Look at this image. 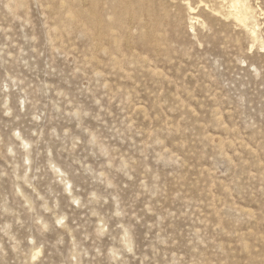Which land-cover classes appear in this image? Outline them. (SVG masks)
Instances as JSON below:
<instances>
[{
    "label": "rangeland",
    "instance_id": "374dc122",
    "mask_svg": "<svg viewBox=\"0 0 264 264\" xmlns=\"http://www.w3.org/2000/svg\"><path fill=\"white\" fill-rule=\"evenodd\" d=\"M242 1L0 0V264H264Z\"/></svg>",
    "mask_w": 264,
    "mask_h": 264
},
{
    "label": "bare ground",
    "instance_id": "6f19581e",
    "mask_svg": "<svg viewBox=\"0 0 264 264\" xmlns=\"http://www.w3.org/2000/svg\"><path fill=\"white\" fill-rule=\"evenodd\" d=\"M236 2L237 0H233V2ZM242 1V0H241ZM239 2V1H238ZM242 2H244V1H242ZM201 3V2H200ZM203 3V2H202ZM201 3V4H202ZM241 4V3H240ZM234 6H235V3L233 4ZM232 5V6H233ZM238 5V4H237ZM242 5V4H241ZM234 6H233V8H234ZM244 7V6H243ZM191 10V9H190ZM236 10V9H235ZM234 10V11H235ZM239 10H242V9H240V6H239ZM191 11H193V10H191ZM236 11H238V10H236ZM234 14H237V13H234ZM233 14V15H234ZM238 14H240V16L238 17L239 19H240V21L244 24L245 23V25H246V22L248 23V16L251 14V15H253L252 13H250L249 14V12L248 11H246L245 12V10H243V11H241L240 13H238ZM236 17V16H235ZM237 18V19H238ZM254 18V17H253ZM256 18V17H255ZM252 19V18H251ZM247 20V21H246ZM238 21V20H237ZM241 22H240V24H241ZM250 23V22H249ZM245 27V26H244Z\"/></svg>",
    "mask_w": 264,
    "mask_h": 264
}]
</instances>
